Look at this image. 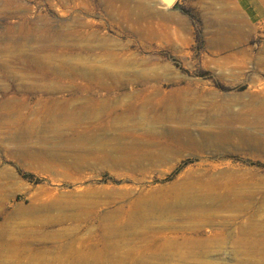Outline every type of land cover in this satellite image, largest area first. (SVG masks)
I'll return each instance as SVG.
<instances>
[{
  "label": "rangeland",
  "instance_id": "374dc122",
  "mask_svg": "<svg viewBox=\"0 0 264 264\" xmlns=\"http://www.w3.org/2000/svg\"><path fill=\"white\" fill-rule=\"evenodd\" d=\"M0 107V229L28 236L21 264H264V154L185 138L229 108L250 113L231 133L264 139V0H0Z\"/></svg>",
  "mask_w": 264,
  "mask_h": 264
},
{
  "label": "bare ground",
  "instance_id": "6f19581e",
  "mask_svg": "<svg viewBox=\"0 0 264 264\" xmlns=\"http://www.w3.org/2000/svg\"><path fill=\"white\" fill-rule=\"evenodd\" d=\"M88 49V48H87ZM106 59H107V57H105ZM32 59H35V61L37 62V57L36 58H32ZM105 60V59H104ZM108 60V59H107ZM111 60V59H110ZM35 61L33 62L34 63V65H35ZM39 62V61H38ZM107 62V61H106ZM109 62H111V61H109ZM108 62V63H109ZM112 63V62H111ZM110 63V64H111ZM84 78H87V79H89L90 77V80L91 81H93L94 83H96V84H99L100 85V83L101 82H99V83H97L98 81L97 80H95V79H93V78H97V77H93L92 78V76H87V74H83L82 75ZM95 76V75H94ZM93 79V80H92ZM101 80V79H100ZM99 80V81H100ZM93 83V84H94ZM103 86V85H102ZM97 87V86H96ZM107 87V86H106ZM104 89H106V88H104ZM180 98V97H179ZM185 98V97H184ZM193 99V98H192ZM146 100V99H145ZM160 100V99H159ZM175 100V99H174ZM185 100H187V99H185ZM143 101V100H142ZM147 101V100H146ZM178 101H179V99H178ZM188 101H189V99H188ZM148 102V101H147ZM149 102H151V101H149ZM156 102V101H155ZM155 102H153L154 104H155ZM170 102V101H169ZM173 102V101H172ZM187 102V101H186ZM146 103V102H145ZM145 103L143 104L144 106H145ZM157 103V102H156ZM181 103V102H180ZM179 103V105L178 106H175V107H172V109H170L171 107H169V112H167V115H166V118H168L169 116L170 117H173V119L174 118H177V119H184L185 117H186V111H185V107H183V105L182 104H180ZM189 103V102H188ZM147 104V103H146ZM178 104V103H177ZM202 103H200V105H201ZM148 105V104H147ZM153 105V104H152ZM168 105V104H167ZM171 105V104H170ZM192 105V104H191ZM218 105V104H217ZM141 107H142V109L141 110H143L144 108H143V106H142V104L140 105ZM164 106H165V104H164ZM188 106V105H187ZM190 106V105H189ZM203 106V105H202ZM146 107V106H145ZM153 107V106H152ZM167 107V108H168ZM193 107V106H192ZM191 107V108H192ZM195 107V106H194ZM198 107V106H197ZM220 108H222L221 106H219ZM0 108H2V107H0ZM147 108H149V107H147ZM155 108H159V106L157 107V105L155 106ZM161 108V110H162V108H164L165 109V107H160ZM215 108H217L216 106H215ZM219 108V109H220ZM154 109V108H153ZM200 109V108H199ZM223 109H225V108H223ZM2 110V109H1ZM141 110L140 111H138V110H136V111H138L137 113H139V112H141ZM146 110V109H145ZM144 110V111H145ZM189 110H191V109H189ZM201 110H202V108H201ZM251 110V109H250ZM253 110V109H252ZM135 111V112H136ZM194 111V110H193ZM200 111V110H199ZM205 111V110H204ZM220 110H218V112H219ZM222 111H224V110H222ZM254 111V110H253ZM143 112V111H142ZM141 112V113H142ZM189 113H190V111H188ZM192 112V111H191ZM202 112V111H201ZM214 112V111H213ZM217 112V113H218ZM241 112V111H240ZM239 112V113H240ZM250 112H252V111H250ZM256 112V111H255ZM141 113H140V117H141ZM146 113V112H145ZM150 113V112H149ZM152 113V112H151ZM158 113L160 114V112L158 111ZM157 112H156V114H158ZM163 113V112H162ZM212 113V112H211ZM220 113V112H219ZM218 113V114H219ZM223 113V112H222ZM249 113V112H248ZM235 114V113H232V112H230V109L228 108V109H225V111H224V114H223V118H221V116H219L220 118V120H222V124H223V128H220L221 130L219 131V128H218V133H208V132H211V130L210 131H208V132H200V134L196 137V134H194V133H190V132H185V138H186V142H190L189 144H196V148H199V149H202V151L203 150H213V151H215V152H220V151H222L223 149H225V148H231V149H246V150H248V151H253V152H257V153H263L264 154V139H258L257 138V136H255V137H253V136H250L249 134H247V133H245L244 131H242V130H240V131H236V132H233L232 131V133H231V130L228 128V126H226V121H230L231 123H232V120H233V122H236V121H239V119H241V120H243V119H246V117L248 116V117H250V113L249 114ZM254 113V112H253ZM252 113V114H253ZM257 113V112H256ZM256 113H254L255 114V117H258V119H260L259 117H264V114H261V116L259 115V116H256ZM143 115H144V112L142 113ZM155 114V115H156ZM192 114H193V112H192ZM146 115V114H145ZM197 115V114H196ZM210 115V114H209ZM161 116V115H160ZM134 117H136L135 116V114H134ZM138 117V116H137ZM151 117V116H150ZM153 117H154V115H153ZM157 117V116H156ZM252 117H254V116H252L251 115V118ZM192 117L190 116V119H191ZM202 118V117H201ZM187 119V118H186ZM204 119V118H203ZM214 119V118H213ZM216 119V118H215ZM214 119V120H215ZM250 119V118H249ZM249 119H248V121H249ZM256 119V118H255ZM149 120H154V118H152V119H150L149 118ZM155 120H158L157 118L155 119ZM154 120V121H155ZM160 120V119H159ZM164 120V119H163ZM197 120V119H196ZM195 120V121H196ZM199 120H201V119H199ZM213 120V121H214ZM240 120V121H241ZM247 120V119H246ZM161 121V120H160ZM165 121V120H164ZM168 120H166V122H167ZM189 121V120H188ZM194 121V120H193ZM254 121V120H253ZM202 122H203V120H202ZM210 122V121H209ZM229 122V123H230ZM250 122H251V120H250ZM174 123H176L175 121H174ZM184 123V122H183ZM204 123H205V121H204ZM244 123H246V122H244ZM253 123V122H252ZM212 124H214V123H212ZM237 124L239 125L240 123H238L237 122ZM236 124V125H237ZM241 124H243V122L241 123ZM178 125V124H177ZM186 125V124H185ZM197 125V124H196ZM217 125V124H216ZM231 125V124H230ZM229 125V126H230ZM214 126H215V124H214ZM221 126V125H220ZM215 128V127H214ZM217 128V127H216ZM179 129V128H178ZM188 130H191V128L190 129H188ZM213 130V129H212ZM237 130V129H236ZM179 131V130H178ZM183 131V130H182ZM200 131V130H199ZM214 131V130H213ZM174 132H176V130L174 131ZM184 132V131H183ZM215 132V131H214ZM177 133V132H176ZM179 133V132H178ZM196 133H198V132H196ZM235 134L236 135V139H234L233 138V136H231L232 134ZM180 134V133H179ZM182 136H183V133H182ZM181 136V137H182ZM179 137H180V135H179ZM184 137V136H183ZM177 138V137H176ZM184 138V139H185ZM182 139V138H181ZM183 142H184V140H183ZM226 149V150H227ZM228 150H230V149H228ZM130 155V154H129ZM126 158H127V155H126ZM129 158V157H128ZM235 176V175H234ZM237 176V175H236ZM208 177V176H207ZM215 177V176H214ZM240 178H241V176H240ZM216 180H217V178H216ZM253 180V179H252ZM240 181V180H239ZM237 182V181H236ZM254 183H255V181H253ZM205 184H207V183H205ZM220 184H222L223 185V183H220ZM235 184V183H234ZM240 184V183H239ZM247 184V183H246ZM252 184V183H251ZM250 184V185H251ZM216 185V184H215ZM238 185V184H237ZM241 185V184H240ZM249 185V184H248ZM253 185H255V184H253ZM203 186V185H202ZM206 186V185H205ZM222 187H224V186H222ZM236 187H238V186H236ZM244 187V186H243ZM250 187H252V186H250ZM247 188H249L248 186H247ZM253 188V187H252ZM256 188H258V187H256ZM216 189V188H215ZM227 189V188H226ZM229 189V188H228ZM244 189H246V188H244ZM250 189V188H249ZM179 190H181V189H179ZM222 190V189H221ZM233 190V188L231 189V191ZM253 190V189H252ZM261 190V189H260ZM229 192V191H228ZM240 192V191H239ZM246 192H247V190H246ZM216 193V192H215ZM214 194V193H213ZM224 194V193H223ZM244 194H246V193H244ZM263 194V193H262ZM226 195V194H225ZM264 195V194H263ZM210 196V195H209ZM215 196V195H214ZM227 196V195H226ZM140 197V196H139ZM223 197V199L225 198L224 196H222ZM234 197H237L238 198V196H236V193H235V196ZM175 198V197H174ZM210 198V197H209ZM217 198H218V196H217ZM233 198V197H232ZM252 198V197H251ZM150 199V198H149ZM219 199V198H218ZM226 200L227 199H229V198H225ZM264 199V198H263ZM263 199L261 200V201H263ZM174 200V199H173ZM172 200V201H173ZM176 200V199H175ZM174 200V201H175ZM181 200H182V198H181ZM222 200V199H221ZM221 200H219L220 202V204H221V202L223 201H221ZM238 200V199H237ZM214 201H216V200H214ZM232 201V200H231ZM251 201V200H250ZM134 202V201H133ZM136 202V201H135ZM143 202V201H142ZM148 202V201H147ZM216 202H218V201H216ZM229 202V201H228ZM238 202V201H237ZM241 202V201H240ZM157 203V202H156ZM205 203V202H204ZM230 203H233V202H230ZM250 203V202H249ZM252 203V202H251ZM250 203V204H251ZM253 203H254V201H253ZM138 204V203H137ZM206 204V203H205ZM210 204V203H209ZM255 204V203H254ZM259 204V203H258ZM146 205V204H145ZM156 205V204H155ZM229 205V204H228ZM231 206H233L232 204H230ZM235 205H237V203L235 204ZM48 206H50V205H48ZM77 206V205H76ZM224 206V205H223ZM252 206V205H251ZM251 206H250V208H251ZM47 207V206H46ZM118 207V206H117ZM120 207H122V206H120ZM146 207H147V205H146ZM154 207V206H153ZM157 207V206H156ZM225 207V206H224ZM229 207V206H228ZM149 208V207H148ZM212 208H213V206H212ZM215 208V207H214ZM231 208V207H230ZM253 208H255V205H254V207ZM119 209V208H118ZM143 209V208H142ZM146 209V208H145ZM144 209V210H145ZM226 209H228V208H226ZM252 209V208H251ZM113 210V209H112ZM125 210V209H124ZM128 210V209H127ZM147 210H149V209H147ZM151 210H153V209H150L149 211H151ZM119 211H120V209H119ZM136 211V210H135ZM240 211V210H239ZM115 212V211H114ZM128 212V211H127ZM131 212H133V211H131ZM148 212V211H147ZM146 211H145V213H147ZM152 212V211H151ZM159 211H157V213H158ZM252 212V211H251ZM87 213H88V211H87ZM144 213V212H143ZM155 213V212H154ZM153 213V214H154ZM105 214V213H104ZM130 214V213H129ZM132 214V213H131ZM135 214V213H134ZM148 214V213H147ZM147 214H146V216H147ZM215 214V213H214ZM241 214H242V212H241ZM253 214V213H252ZM114 215V214H113ZM119 215V214H118ZM138 215V214H137ZM136 215V216H137ZM140 215V214H139ZM204 215V214H203ZM103 216H106V214L105 215H103ZM111 216H112V214H111ZM115 216V215H114ZM126 216V215H125ZM143 216H144V214H143ZM156 217H157V215H155ZM205 216V215H204ZM116 217V216H115ZM131 217V216H130ZM151 217V214H149V218ZM212 217V216H211ZM251 217V216H250ZM69 218V217H68ZM100 218H101V216H100ZM108 217H106V219H107ZM116 218H118V217H116ZM129 218V217H128ZM135 218V217H134ZM134 218H133V220H134ZM144 218V217H143ZM148 218V217H147ZM147 218H145L143 221H145L146 222V219ZM207 218H208V216H207ZM216 218V217H215ZM4 219V218H3ZM57 219H59V218H57ZM102 219V218H101ZM130 219H132V217L130 218ZM130 219H129V221H130ZM141 219H142V217H141ZM140 219V220H141ZM156 219V218H155ZM235 219V218H234ZM239 219V218H238ZM252 220L254 219V218H251ZM263 219V218H262ZM105 220V217H104V219H103V221ZM110 220H113V219H110ZM125 220V219H124ZM222 220V219H221ZM251 220V221H252ZM255 220V219H254ZM8 221V220H7ZM143 221H141V223L143 222ZM154 221V220H153ZM200 221V220H199ZM243 221V220H242ZM247 221V220H246ZM250 221V220H249ZM256 222H257V220H255ZM254 221V223H255V225L254 226H256V222ZM48 222V221H47ZM100 222V221H99ZM108 222V221H107ZM114 222H115V220H114ZM136 222V221H135ZM144 222V223H145ZM148 222H149V220H148ZM241 222V221H240ZM261 222H263V221H261ZM2 223V222H1ZM102 223V222H101ZM110 223H112V222H110ZM110 223H108V225L110 224ZM127 223H128V220H127V222H126V225H127ZM130 223V222H129ZM152 223V222H151ZM154 223V222H153ZM152 223V224H153ZM221 223V222H220ZM252 224H253V222H251ZM2 224H5L4 222L2 223ZM1 224V225H2ZM22 224H23V226H24V223L22 222ZM21 224V225H22ZM46 224V222L44 223V225ZM100 224V223H99ZM102 224H104V223H102ZM106 225H107V223H105ZM119 224V223H118ZM132 224H134V223H132ZM131 224V225H132ZM138 224H139V220H138ZM147 224V223H146ZM151 224V225H152ZM171 224V223H170ZM191 224V223H190ZM244 224V223H243ZM248 224V223H247ZM8 225V224H7ZM11 225H12V223H11ZM20 225V226H21ZM112 225H113V223H112ZM112 225H110L109 227H111ZM122 225V224H121ZM121 225H120V228H122L121 227ZM130 225V226H131ZM140 225V224H139ZM143 225V224H142ZM150 225V224H149ZM148 225V226H149ZM150 225V229H151V227L153 226V225H155V224H153L152 226ZM199 225V224H198ZM250 225V227L252 226L251 224H249ZM259 225V227H260V225H261V223H259L258 224ZM10 226V225H9ZM114 226V225H113ZM118 226V225H117ZM129 226V227H130ZM146 226V225H145ZM197 226V225H196ZM195 226V227H196ZM222 226V225H221ZM1 227V226H0ZM4 227H6V226H4ZM101 227H103V225L101 226ZM108 227V228H109ZM141 227V226H140ZM158 227V226H157ZM177 227V226H176ZM198 227V226H197ZM257 227V226H256ZM259 227H258V229H259ZM71 228V227H70ZM97 228H98V226H97ZM105 228H106V226H105ZM104 227H103V229H105ZM112 228H116V225L114 226V227H112ZM125 228V227H124ZM183 228V227H182ZM247 228V227H246ZM1 229H2V227H1ZM0 229V264L1 263H3L6 259H11L12 261H10V263L12 262L13 264L15 263H17V264H21L20 262H19V259L21 258L20 256H22L23 255V253H24V250H25V247L24 246H26L27 244H31V243H27V241H28V236L27 235H25V237H21V235H23V234H21V235H18V237L20 236V240H18V239H16L15 237H17V235L14 237L13 236V234L11 235V238H13V239H11L10 237H9V235H8V237L9 238H7L6 237V234H4V233H6V232H4L5 230H4V228H3V230L4 231H2ZM6 229V228H5ZM111 228H109V230H110ZM156 229V228H155ZM160 229V228H159ZM164 229H165V227H164ZM177 229V228H176ZM258 229H256V230H258ZM264 229V228H263ZM10 230V229H9ZM12 230V229H11ZM18 230H20V229H18ZM25 230V229H24ZM30 230V229H29ZM34 230V229H33ZM116 230V229H115ZM119 230V229H118ZM132 230V229H131ZM131 230H128V231H130L131 232ZM32 231V230H31ZM117 231V230H116ZM116 231H113L114 233L116 232ZM125 231H127V227H126V230ZM144 231V230H143ZM160 231V230H159ZM158 231V232H159ZM238 231V230H237ZM262 231V230H261ZM15 232V231H14ZM20 232V231H19ZM18 232V233H19ZM35 232V231H34ZM32 233L31 232V234L32 235H34V234H36V233ZM100 232V233H99ZM98 233L99 234H101V232H102V230L101 231H99ZM106 233V232H108L107 231V229H106V231H103V233ZM129 232V233H130ZM141 232V231H140ZM176 232V231H175ZM189 232H190V230H189ZM198 232V231H197ZM259 232V231H258ZM17 233V234H18ZM24 233V232H23ZM27 233H29L28 232V230H27ZM39 233V232H38ZM56 233V232H55ZM71 233H72V231H71ZM110 233V232H109ZM145 233V232H144ZM160 233H162V230H161V232ZM186 233V232H185ZM196 233V232H195ZM224 233V232H223ZM238 233V232H237ZM243 233V232H242ZM263 233H264V231H263ZM20 234V233H19ZM63 234V233H62ZM67 234V233H66ZM73 234H75V233H73ZM106 234H108V233H106ZM121 234V236H123L122 235V232L120 233ZM128 234V233H127ZM138 234V233H137ZM141 234H142V232H141ZM158 234V233H157ZM163 234V233H162ZM161 234V235H162ZM173 234V233H172ZM182 234V233H181ZM187 234V233H186ZM186 234H184V235H186ZM199 234V233H198ZM226 234V233H225ZM262 234V233H261ZM110 235H112V233L110 234ZM109 235V236H110ZM125 235V234H124ZM135 234L133 233V236H134ZM190 234H188V236H189ZM224 235V234H223ZM244 235H246V234H244ZM27 236V237H26ZM71 236V235H70ZM106 236H108V235H105L104 236V238H106ZM108 236V237H109ZM119 236V235H118ZM128 236V235H127ZM158 236V235H157ZM168 236L169 235H167V239H168ZM181 236V235H180ZM238 236V235H237ZM241 235L239 234V237H240ZM249 236H251V235H249ZM254 236V235H253ZM17 237V238H18ZM30 237V236H29ZM62 237H63V235H62ZM62 237L61 238H59L61 241L63 240V239H65V238H63L62 239ZM73 237V236H72ZM161 238H160V240H162V236H160ZM170 237V236H169ZM205 237V236H204ZM228 237V236H227ZM260 237H262V236H260ZM67 238H69V237H67ZM74 238H76V237H74ZM79 238V237H78ZM111 238V237H110ZM112 238H113V236H112ZM119 237H117V238H115L117 241L119 240H122V239H118ZM121 238H123V237H121ZM125 238H127V237H125ZM171 238V237H170ZM196 238V237H195ZM198 238V237H197ZM196 238V239H197ZM248 238V237H247ZM252 238V237H251ZM253 238H255V237H253ZM31 239V238H30ZM33 239V238H32ZM35 239V238H34ZM107 239V238H106ZM133 239V238H132ZM150 239V238H149ZM263 239H264V237H263ZM59 240V241H60ZM70 240H72V239H70ZM82 240V239H81ZM111 240H113V239H111ZM198 240V239H197ZM218 240L220 241V239L218 238ZM32 241H34V240H32ZM41 241V240H40ZM65 241V240H64ZM69 241V240H68ZM67 241V242H68ZM74 241V240H73ZM76 242H77V240H75ZM115 241V240H114ZM139 241V240H138ZM135 242V243H139V242ZM166 241V240H165ZM177 241V240H176ZM190 241V240H189ZM193 241V240H192ZM191 241V242H192ZM253 241V240H252ZM264 241V240H263ZM34 242H37V243H39V240L38 241H34ZM84 242V241H83ZM149 242V241H148ZM179 242V241H178ZM27 243V244H26ZM41 243V242H40ZM46 243V242H45ZM51 243V242H50ZM49 243V244H50ZM52 243H53V241H52ZM61 243V242H60ZM70 243V242H69ZM74 243V242H73ZM85 243V242H84ZM83 243V244H84ZM111 243H113V242H111ZM115 243V242H114ZM117 243V242H116ZM123 243V242H122ZM146 243V242H145ZM144 243V244H145ZM173 243V242H172ZM208 243V242H207ZM210 243V242H209ZM222 244H223V242H221ZM226 243V242H225ZM253 243V242H252ZM34 244V243H33ZM65 244V243H64ZM67 244V243H66ZM81 244V243H80ZM86 244V243H85ZM105 244V243H104ZM108 244H110V242L108 243ZM134 244V243H133ZM143 244V243H142ZM141 244V245H142ZM149 244V243H148ZM205 244V243H204ZM211 244V243H210ZM251 244V243H250ZM257 245H258V243H256ZM255 244V245H256ZM264 244V243H263ZM32 245V244H31ZM88 245V244H87ZM101 245V244H100ZM107 245V243L105 244V246ZM116 245V244H115ZM120 245V244H119ZM132 245V244H131ZM130 245V246H131ZM135 245V244H134ZM161 245V244H160ZM165 245V244H164ZM190 245V244H189ZM193 245V244H192ZM196 245V244H195ZM253 246H255L254 244H252ZM260 245H262V244H260ZM55 246V245H54ZM53 246V247H54ZM62 246V245H61ZM159 246V245H158ZM176 246V245H175ZM28 247H29V245H28ZM64 248H65V246H63ZM67 247V246H66ZM96 247V246H95ZM94 247V248H95ZM98 247V246H97ZM139 247V246H138ZM142 247H144V245L142 246ZM141 247V248H142ZM156 247V246H155ZM161 247V246H160ZM194 247V246H193ZM198 247V246H197ZM196 247V248H197ZM260 247H262V246H260ZM26 248H27V246H26ZM31 248H32V246H31ZM45 248H47L46 246H45ZM59 248H62V247H59ZM80 248V247H79ZM107 248V247H106ZM109 248V247H108ZM140 248V247H139ZM145 248V247H144ZM146 248H147V246H146ZM158 248V247H157ZM187 248V249H186ZM184 250H188L189 248L188 247H186ZM202 248V247H201ZM218 248V247H217ZM223 248V247H222ZM247 248H249V247H247ZM254 248V247H253ZM52 249V248H51ZM66 249H68V248H66ZM70 249V248H69ZM68 249V250H69ZM76 249V248H75ZM78 249V248H77ZM76 249V250H77ZM96 249H98V248H96ZM104 249V248H103ZM149 249V248H148ZM156 249V248H155ZM179 249H181V248H179ZM256 249V248H255ZM260 249V248H259ZM45 250H47V249H45ZM63 250V249H62ZM76 250H75V252H76ZM82 250V249H81ZM100 250V249H99ZM137 250V249H136ZM140 250V249H139ZM182 250V249H181ZM181 250H179V251H181ZM183 250V251H184ZM191 250V249H190ZM204 250V249H203ZM206 250V249H205ZM220 250V249H219ZM27 251H29V248H28V250ZM40 251V250H39ZM50 251V250H49ZM58 250L56 249V252H57ZM72 251H73V249H72ZM78 251V250H77ZM83 251V250H82ZM97 251V250H96ZM108 251H110V250H108ZM145 251V250H144ZM154 251H156V250H154ZM158 251V250H157ZM161 251V250H160ZM176 251H178V250H176ZM183 251H181L182 253H183ZM192 251V250H191ZM200 251V250H199ZM199 251H196V252H199ZM44 252V251H43ZM54 251H52V253H53ZM59 252V251H58ZM57 252V253H58ZM70 252V251H69ZM138 252V251H137ZM143 252V251H142ZM141 252V253H142ZM146 252H148V251H146ZM145 252V253H146ZM151 252V251H150ZM187 252V251H186ZM192 252H194V249H193V251ZM196 252H194V254H197ZM212 252V251H211ZM250 253H253L254 254V252H251V251H249ZM26 253V252H25ZM38 253H40V252H38ZM44 253H46V252H44ZM51 253V252H50ZM50 253L49 252H47V254H49L50 255ZM77 253V252H76ZM87 253V252H86ZM90 253V252H89ZM139 253V252H138ZM137 253V254H138ZM165 253V252H164ZM163 253V254H164ZM180 252H177L176 254L177 255H181V254H179ZM190 253V252H189ZM188 253V254H189ZM203 253H204V251H203ZM250 253H248V254H250ZM260 253L261 252H259V255H260ZM27 254H28V252H27ZM30 254V253H29ZM28 254V255H29ZM63 254V253H62ZM72 254V253H71ZM92 254V253H91ZM111 254V253H110ZM143 254V253H142ZM148 254V253H147ZM167 254H168V252H167ZM187 254V253H186ZM207 254V253H206ZM258 254V253H257ZM262 254V253H261ZM20 255V256H19ZM37 255V254H36ZM53 255V254H52ZM59 255H60V253H59ZM95 255V254H94ZM101 255V254H100ZM158 255V254H157ZM166 255V254H165ZM170 255V254H169ZM184 255V254H183ZM19 256V257H18ZM33 256V255H32ZM40 256H42L41 254H40ZM63 256H64V254H63ZM74 256V255H73ZM78 256V255H77ZM82 256H84V255H82ZM85 256H87L86 254H85ZM89 256V255H88ZM87 256V257H88ZM162 256H164V255H162ZM173 256V255H172ZM174 256H176V255H174ZM185 256V255H184ZM201 256V255H200ZM237 256V255H236ZM262 256V255H261ZM36 257V256H35ZM44 257V256H43ZM47 257V256H46ZM52 257V256H51ZM54 257H55V254H54ZM58 257V256H57ZM65 257V256H64ZM67 257V256H66ZM66 257L65 258H62L61 257V259H63V261H64V259H66ZM69 257V256H68ZM101 257V256H100ZM107 257V256H106ZM165 257V256H164ZM170 257H171V255H170ZM197 257V256H196ZM19 258V259H18ZM70 258H72V257H70ZM88 258H90V257H88ZM166 258V257H165ZM193 258V257H192ZM13 259H16V260H14L13 261ZM25 259H27V258H25ZM29 259V258H28ZM28 259H27V261H28ZM49 259V258H48ZM53 260L54 259H56V258H52ZM58 259V258H57ZM56 259V260H57ZM80 258L78 257V259L77 260H79ZM82 259V258H81ZM103 259V258H102ZM158 259V258H157ZM176 259V258H175ZM195 259V258H194ZM23 260V259H22ZM50 260V259H49ZM68 260V259H67ZM92 260V259H91ZM116 260V259H115ZM7 261H9V260H7ZM31 261V260H30ZM29 261V262H30ZM36 261V260H35ZM44 261H45V259H44ZM51 261V260H50ZM62 261V260H61ZM62 261V262H63ZM82 261V260H81ZM93 262H94V260H92ZM98 261V260H97ZM161 261V260H160ZM163 261V260H162ZM22 262V261H21ZM33 262V260L31 261V263ZM37 262V261H36ZM55 262H57V261H55ZM99 262H100V260H99ZM39 263V262H38ZM74 263H75V260H74ZM84 263V262H83ZM118 263V262H117ZM6 264V263H5ZM25 264H26V261H25ZM35 264V263H34ZM42 264H44V262H42ZM47 264H49V262L47 263ZM94 264V263H93ZM99 264V263H98ZM199 264H201V262L199 263ZM210 264V263H209Z\"/></svg>",
  "mask_w": 264,
  "mask_h": 264
}]
</instances>
